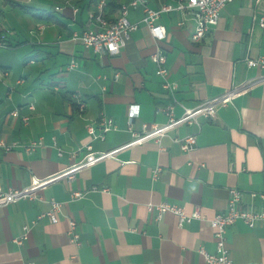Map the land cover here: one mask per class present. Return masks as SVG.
Instances as JSON below:
<instances>
[{"label": "crops", "instance_id": "obj_1", "mask_svg": "<svg viewBox=\"0 0 264 264\" xmlns=\"http://www.w3.org/2000/svg\"><path fill=\"white\" fill-rule=\"evenodd\" d=\"M57 1H0L17 18L9 26L11 33L0 21V40L6 43L0 46V138L25 145L42 141L30 152L23 147L0 150L3 189L26 187L32 176L56 174L82 157L90 140L86 125L100 114L112 117L117 127L103 140H91L94 149L129 140V122L139 131L143 122L166 120L159 108L167 96L149 57L156 43L147 27L139 24L119 53L97 55L70 38L72 29L90 25L85 14L92 0H83L74 15L70 5L54 10ZM109 5L115 12L117 0ZM37 10L52 17H36ZM141 14L140 8L131 9L128 18L138 21ZM262 14L264 0H232L200 42L190 39L188 13L174 10L160 16L166 36L159 45L183 104L217 96L261 71L244 59L264 58V27L258 25ZM72 61L75 66L67 68ZM115 72L120 76L114 80ZM180 112L176 106L175 113ZM22 115L29 116L27 122ZM197 119L199 126L180 124L158 141L122 150L117 159L91 164L71 179L52 180L35 191L37 197L0 206V264H206L198 248L216 251L209 219L225 209L228 188L242 190L246 206L264 211V82L217 107L213 119ZM192 133L191 150L172 139ZM155 166L161 169L153 179ZM74 190L84 195L72 198ZM51 201L60 203L56 220L37 218L51 208ZM160 202L178 204L185 214L198 208L202 218L179 225L175 214L164 212L157 219L147 204ZM69 220L76 222L77 243L67 233ZM24 224L27 237L17 244L13 239ZM224 235L233 264H264V220L248 227L238 219Z\"/></svg>", "mask_w": 264, "mask_h": 264}, {"label": "built area", "instance_id": "obj_2", "mask_svg": "<svg viewBox=\"0 0 264 264\" xmlns=\"http://www.w3.org/2000/svg\"><path fill=\"white\" fill-rule=\"evenodd\" d=\"M83 0H58L53 6L54 10L62 11L66 5L71 6L72 14L74 15L80 10V3ZM232 0H158L159 4L152 7L150 0H117L115 12L110 8V0H92L90 6L86 11V20L90 24L87 27L80 29H72L70 38L73 41H79L85 48L90 49L97 55H113L120 52L124 47L131 32L136 30L139 24L147 27L150 35L156 43L154 51L150 54V59L155 65V74L161 79V87L164 90L167 101L160 106L159 110L166 116L164 122H153L141 124L139 131H134L129 122L127 129L131 133V138L121 144L108 149H94L90 143L91 140H103L105 134L116 129V123L113 118L100 114L98 119L86 125L87 134L90 137L89 142L83 145L84 154L77 160H73L65 168L56 174H50L42 178L35 176L31 177L28 186L13 189H3L0 186V206L6 205L25 197H37L35 191L44 187L47 183L54 179L67 178L71 179L73 175L82 168L88 167L91 164L105 160L117 159V155L122 150L133 145L141 143L148 139L155 141L160 140L167 132L179 126L180 124H196L199 126L198 116L203 115L207 119L215 117L217 107H224L232 103L233 98L239 94L250 90L255 84L264 82V58L262 57H246L245 64L248 67H255L261 71L255 75L247 78L226 89L221 94L200 101L193 106H186L177 97L176 91L178 84L169 78V69L166 64V56L161 50L159 42L166 36V29L163 24L159 22V18L163 13L170 11H181L188 13L193 21V27L190 31V39L193 42H200L210 30L217 24L219 13L222 7ZM140 8L142 14L138 21H130L128 12L131 9ZM74 20V19H72ZM184 20H180L178 25H183ZM258 25L264 27V14L258 17ZM42 24L38 25L41 28ZM0 46L6 47V43L0 40ZM75 63L72 61L67 68L74 67ZM120 76L119 72H115L113 79ZM176 106L181 108L180 114L175 113ZM79 110L83 109V103L78 102ZM132 106L130 111V119L134 116L136 109ZM29 108H33L30 104ZM14 116L18 113L16 110L11 112ZM22 121L27 122L28 115H22ZM178 142L181 149L191 150L195 145V134H187L182 137L175 136L172 138ZM41 139L38 141H31L28 144H21L18 141L7 142L0 138V150L9 151L16 147H23L24 150L30 152L37 145L41 144ZM52 144L55 146L56 141L52 139ZM62 149L57 147V154H62ZM74 153L72 154V156ZM160 166L152 168L151 176L155 179L160 171ZM96 189V187H92ZM252 197L256 195L255 192L249 193ZM83 191H71L72 198L82 197ZM261 196L264 194H260ZM243 191L236 188H228L227 203L224 210L214 214L209 219V225L213 228V235L215 238V252H208L202 246L198 251L202 254L206 264H233V260L229 254V250L225 243V230L228 225L236 220H242L248 227H253L258 221L264 220V211H255L242 202ZM60 203L51 201V208L44 213H41L37 218L47 216L50 220H56V212L58 211ZM147 209L155 210V217L158 219L164 212H171L178 218V224L182 225L186 221L193 218H202L198 208H195L190 214H185L182 207L178 204L169 202H160L157 204L148 203ZM29 226L24 224L22 226V234L13 239L17 244H21L27 237ZM70 240L74 243L78 242V233L76 232V222L69 220V229L67 232ZM27 264H31L28 262Z\"/></svg>", "mask_w": 264, "mask_h": 264}, {"label": "rangeland", "instance_id": "obj_3", "mask_svg": "<svg viewBox=\"0 0 264 264\" xmlns=\"http://www.w3.org/2000/svg\"><path fill=\"white\" fill-rule=\"evenodd\" d=\"M0 1H2V0H0ZM86 15V14H85ZM2 18H3V20H2ZM16 17L15 16H13V12L10 10V7H3V3H1L0 2V21H1V23L2 22H4L5 24H7V26L9 27V26H11V27H13V25H12V23H14L15 24V22H17L16 21ZM13 20L15 21V22H13ZM16 27L18 28V26L16 25ZM19 29V28H18ZM11 29H10V27L7 29V32L8 33H11ZM18 31V30H17ZM9 35V34H8Z\"/></svg>", "mask_w": 264, "mask_h": 264}, {"label": "trees", "instance_id": "obj_4", "mask_svg": "<svg viewBox=\"0 0 264 264\" xmlns=\"http://www.w3.org/2000/svg\"><path fill=\"white\" fill-rule=\"evenodd\" d=\"M34 15L36 17H40V18H44L45 20H48L50 17H52V13L51 12H45V11H34Z\"/></svg>", "mask_w": 264, "mask_h": 264}]
</instances>
